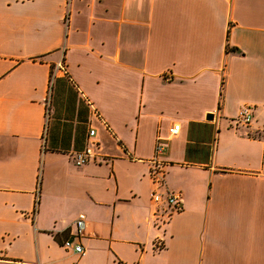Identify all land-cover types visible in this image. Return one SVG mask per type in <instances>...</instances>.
<instances>
[{
	"label": "crops",
	"instance_id": "1",
	"mask_svg": "<svg viewBox=\"0 0 264 264\" xmlns=\"http://www.w3.org/2000/svg\"><path fill=\"white\" fill-rule=\"evenodd\" d=\"M0 264H264V0H0Z\"/></svg>",
	"mask_w": 264,
	"mask_h": 264
},
{
	"label": "built area",
	"instance_id": "2",
	"mask_svg": "<svg viewBox=\"0 0 264 264\" xmlns=\"http://www.w3.org/2000/svg\"><path fill=\"white\" fill-rule=\"evenodd\" d=\"M56 69H58L60 72H62L65 75H68L67 67L63 62H59L57 64ZM56 76V73L54 72L52 75V78ZM94 112L99 115L98 111L94 109ZM254 119V110L253 106L250 104H245L242 106L234 118V123L237 127H247L251 124V122ZM48 122V121H47ZM181 128V124L179 122L175 123L170 128V134L169 137H161L158 136L154 155L150 159V176L154 182V184L157 186L156 190L152 192V196L157 202V204L164 203L166 205V214L167 216H171L174 212L180 210L182 208L181 206V200L182 195L180 192L166 190L165 192L161 191L159 188L163 187L165 185V176H166V165L167 161L164 158V155L167 150V146L163 139H168L172 136H175ZM48 131V123H46L44 128V145L43 149H45L46 146V136ZM96 133V130L94 128H90L89 130V138L90 143L83 149L79 151L72 152V157L74 160V163L78 166H81L87 162H89L92 158H95L98 156L95 145L93 144L94 141H91L92 136ZM86 223V215L81 213L79 217L76 220L77 225V235L81 236L82 232L84 230ZM64 246L67 248H72L74 251L84 254L85 248L84 245L81 242H74V239L72 238H66L64 240Z\"/></svg>",
	"mask_w": 264,
	"mask_h": 264
},
{
	"label": "trees",
	"instance_id": "3",
	"mask_svg": "<svg viewBox=\"0 0 264 264\" xmlns=\"http://www.w3.org/2000/svg\"><path fill=\"white\" fill-rule=\"evenodd\" d=\"M52 75H53V72H52Z\"/></svg>",
	"mask_w": 264,
	"mask_h": 264
}]
</instances>
